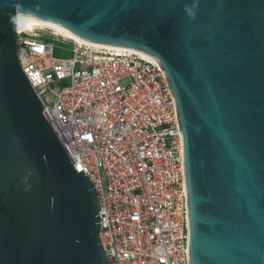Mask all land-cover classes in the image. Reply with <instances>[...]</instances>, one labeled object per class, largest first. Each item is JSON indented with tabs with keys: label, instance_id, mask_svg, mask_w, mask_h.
Listing matches in <instances>:
<instances>
[{
	"label": "water",
	"instance_id": "1",
	"mask_svg": "<svg viewBox=\"0 0 264 264\" xmlns=\"http://www.w3.org/2000/svg\"><path fill=\"white\" fill-rule=\"evenodd\" d=\"M18 25L152 58L183 134L189 264H264V0H0V264H110Z\"/></svg>",
	"mask_w": 264,
	"mask_h": 264
},
{
	"label": "built area",
	"instance_id": "2",
	"mask_svg": "<svg viewBox=\"0 0 264 264\" xmlns=\"http://www.w3.org/2000/svg\"><path fill=\"white\" fill-rule=\"evenodd\" d=\"M17 31L18 59L100 199L110 264H189L183 134L164 70L136 52ZM70 54L56 55L55 45Z\"/></svg>",
	"mask_w": 264,
	"mask_h": 264
},
{
	"label": "bare ground",
	"instance_id": "3",
	"mask_svg": "<svg viewBox=\"0 0 264 264\" xmlns=\"http://www.w3.org/2000/svg\"><path fill=\"white\" fill-rule=\"evenodd\" d=\"M39 30H47V29H43V28H38V27H30V26H22V25H18V31H20V32H22V31H26V32H28V33H34L35 31H39ZM52 33L54 34V35H58V36H60V37H63V38H67V39H70V40H73V39H71V38H68V37H65V36H63V35H60V34H58V33H56V32H53L52 31ZM74 41H76V40H74ZM78 42V41H77ZM79 43H81V42H79ZM115 50H118V51H124V50H119V49H115ZM126 51V50H125ZM137 54H140L141 56H143L144 58H146V59H150V60H153L152 58H150V57H148V56H146V55H144V54H141V53H138V52H136Z\"/></svg>",
	"mask_w": 264,
	"mask_h": 264
},
{
	"label": "rangeland",
	"instance_id": "4",
	"mask_svg": "<svg viewBox=\"0 0 264 264\" xmlns=\"http://www.w3.org/2000/svg\"><path fill=\"white\" fill-rule=\"evenodd\" d=\"M44 35L45 37L48 36L49 34L51 35L52 34V31L51 30H45L44 32H41L40 35ZM49 40L50 42H52L54 45H55V48H56V55L59 56V57H67V56H70V54H67V53H64L63 51H61L59 49V47L61 46V44L57 43L55 40L53 39H47Z\"/></svg>",
	"mask_w": 264,
	"mask_h": 264
}]
</instances>
